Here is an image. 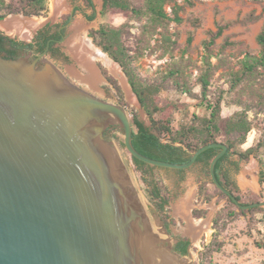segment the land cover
Here are the masks:
<instances>
[{"label":"water","instance_id":"1","mask_svg":"<svg viewBox=\"0 0 264 264\" xmlns=\"http://www.w3.org/2000/svg\"><path fill=\"white\" fill-rule=\"evenodd\" d=\"M109 126H118L131 158L156 168L188 170L220 148L212 182L240 210L264 208L240 203L219 182L215 168L227 145L207 144L186 164L148 158L132 144L126 107L80 87L50 60L0 54V264H194L174 251L165 223L142 200L104 137Z\"/></svg>","mask_w":264,"mask_h":264},{"label":"rangeland","instance_id":"2","mask_svg":"<svg viewBox=\"0 0 264 264\" xmlns=\"http://www.w3.org/2000/svg\"><path fill=\"white\" fill-rule=\"evenodd\" d=\"M66 1L70 5V10L62 13L63 15L61 14L56 20L48 21L34 32L31 39L13 36L10 31L2 28L3 20L0 21V34L19 42L30 43L38 31L44 29L48 24L55 25L63 22L67 15H71L72 11H74V21L81 19L85 22L87 36L93 42L91 33L99 30L103 25L122 28L125 46L128 47L130 55L135 57L132 67L136 69L139 78L156 82V84L160 82L162 90L157 96L160 107L164 108L168 103L175 105L176 109L173 114L175 128L189 124L194 114L201 117L210 115L204 107L200 106L202 85L199 81L205 71L204 61L209 58L213 68L208 99L215 101L220 96L223 98L222 118L224 120L220 123L221 128H225L224 121L243 112L247 114L252 123L253 129L248 134L246 142L235 144V148L237 152H244L250 148L255 150L246 162L252 159L256 168L257 173L254 181L259 192L240 190L242 201L245 203L264 202V183L260 180L261 172L264 169V66L259 65L252 72L247 71L244 67L245 58H258L261 54V46L257 42V37L264 29V0H171L165 6L170 20H166L163 25L157 24L150 18V15L135 19L129 12L120 10H111L102 15L104 0H92L93 8L89 7L88 0ZM132 1L139 9L145 6V0ZM22 2L23 0H5V7L0 5V15L8 13V7H19ZM50 5L51 1L47 0V10L40 17H28L22 13H13L8 14L5 19L17 16L48 20ZM176 13L181 20L180 23L175 21ZM93 15L94 19L91 18ZM71 25L67 27V37L70 36ZM220 30L222 33L218 37L216 35ZM190 36L193 37V40L188 43ZM168 38L170 40H167ZM95 45L97 46V44ZM61 48L68 55V59L62 60L64 72L76 84L84 85L69 74L68 68L74 67L75 62L66 52L63 44ZM100 61L97 60L96 66L98 70L100 69L101 75L104 76L101 70L103 67L109 72V75L114 76L109 68L104 66V62ZM121 71L124 72L123 68ZM169 71H176V74L173 77H168ZM241 75H243V79L233 87L236 77ZM114 77L120 82L116 76ZM127 79L131 86L128 77ZM104 82L103 80L102 83ZM178 83L191 89L193 94L182 92ZM112 86L108 83L104 84L108 100L126 107L131 120L136 116L141 122L151 127L152 122L146 111L147 119L143 118L144 116L136 107L131 106L125 100V96L121 100L116 89ZM133 93L138 101L134 90ZM98 96L105 98V93L98 92ZM224 133L223 130L222 136L219 137V140L223 142L228 139L236 141L239 137V133L230 137L225 136ZM111 139L127 165L134 184L141 193L142 200L153 206L147 197L146 186L135 171L132 158L125 149L124 136L115 132V136H111ZM234 171L238 173L240 170L234 168ZM150 176V179L160 181V184L167 189L166 196L169 197V205L166 211L169 215V226L166 228L169 232L170 243L174 245V241L180 238H186L193 242L190 253L186 256L189 262L194 264H264L263 210H249L250 212L246 215H242L239 214V208L233 207L220 196H216L211 202H206L200 197L202 178H204L200 166L186 170L183 176L184 180L182 177L180 178L177 170L171 169L157 168L151 172ZM206 189H208L209 195L214 193L212 185H208ZM190 197H192L191 201ZM187 200L190 201L188 215L177 213L176 208ZM230 212L239 215L231 219ZM190 221L196 225L206 224L208 230L195 237L188 233ZM217 224L219 225L217 226Z\"/></svg>","mask_w":264,"mask_h":264},{"label":"trees","instance_id":"3","mask_svg":"<svg viewBox=\"0 0 264 264\" xmlns=\"http://www.w3.org/2000/svg\"><path fill=\"white\" fill-rule=\"evenodd\" d=\"M171 0H145V6L143 8H137L132 0H104L102 15L111 10H120L122 12H129L135 19H141L145 15H150V18L157 24L163 25L166 20H170L165 11V6ZM5 0H0V5L5 7ZM89 7L93 8L92 0H88ZM47 10V0H23L19 7H8V13L0 15V21L4 20L8 14H24L28 17H40ZM92 19L95 18L93 15ZM72 19L71 15H67L64 21L67 25ZM91 19V20H92ZM175 21L181 22L178 13H176ZM222 30L218 32L216 36H220ZM95 44L100 47L103 52L108 54L115 62L119 63L123 68L124 73L129 78V82L138 97L139 102L143 106L144 110L150 117L152 126H147L144 122H141L136 116L132 120L133 134L132 144L134 148L142 155L155 159L158 161L173 163V164H186L190 161L191 155L201 147L210 143H223L228 146V152L223 156L216 164L215 172L221 185L229 190L237 198V200L244 204L249 205L252 203H245L242 201L240 195V189L237 183L231 178L228 171L225 170V164L231 160L234 156H239L242 160L248 161L250 156L255 152L253 148H250L244 152H237L235 144L246 142L248 134L252 131V123L248 119L245 112L236 114L231 118L224 121L225 128L222 129L220 123L223 122L222 118V101L220 96L215 101L208 99L209 86L211 85V76L213 64L209 58L204 61L205 71L199 78L202 85V103L200 106L204 107L209 112V117H201L198 114H194L189 124H183L179 128L173 126L174 122V110L175 105L168 103L165 107H160L158 104V94L161 92L162 87L160 82H151L139 78L136 69L132 67L134 56L130 55L128 47L125 46L123 36L124 30L122 28H115L112 26L103 25L99 30L94 31L90 35ZM167 38V37H164ZM167 40H170L168 38ZM193 37L188 38V43H191ZM257 42L261 46V54L258 58L247 57L244 60V67L247 71L252 72L253 69L259 65L264 66V29L257 37ZM10 45L11 48L16 50H31L33 49V43L18 42L11 40L9 37L0 34V50H5V46ZM40 48V45H38ZM101 70L107 80L114 86L118 96L121 100L124 98L122 88L118 81L109 72L101 67ZM168 77H173L176 71H169ZM243 79V75L236 77L233 87ZM181 91L185 94H193L191 89L177 84ZM224 135L230 137L235 133H239V137L236 141L228 139L223 142L219 140ZM155 132V133H154ZM116 138V137H114ZM221 152L220 148H213L199 156L195 166L201 167V172L204 175L202 178L203 183L200 189V197L206 202H211L216 196L225 198L229 204L238 208L237 205L211 180L210 165L213 159ZM132 162L135 166V171L140 175L142 182L145 184V191L150 203L154 206L159 216L165 223L166 227L169 226V215L166 208L169 205V197L166 196V187L160 184V181L150 179L151 172L157 169L146 165L135 158H132ZM237 165V164H235ZM180 178L184 180L183 176L186 170L178 171ZM260 180L264 183V169L261 172ZM208 185L214 187V193L209 195ZM261 201H254L257 203ZM254 209L250 210L253 211ZM255 210H263L264 208H256ZM247 210H240L239 214L246 215ZM237 213H229L231 219L237 217ZM219 222V219L216 221ZM219 224H217L218 226ZM191 247L190 240L186 238H180L179 242L174 246V251L181 256H187ZM204 259V255H203Z\"/></svg>","mask_w":264,"mask_h":264},{"label":"bare ground","instance_id":"4","mask_svg":"<svg viewBox=\"0 0 264 264\" xmlns=\"http://www.w3.org/2000/svg\"><path fill=\"white\" fill-rule=\"evenodd\" d=\"M50 13L49 19H30L17 16H11L2 22V28L10 31L13 36H19L22 39H31L34 32L41 28L50 20H56L62 13L70 10V5L66 0H50ZM63 15V14H62ZM22 18V19H20ZM70 37L64 42L68 54L75 62L74 67H70L69 74L77 79L82 84L86 85L89 91L98 92L99 87L103 82L101 71L96 66L97 60L104 62L110 72L116 76L122 85V90L125 96V100L133 107H136L138 102L130 88L128 79L124 72L121 71V67L116 63L108 54L103 52L102 49L97 47L94 42L87 36V25L81 19H76L70 29ZM100 61V62H101ZM105 83V82H104ZM80 84V83H79ZM191 198L189 200L191 201ZM187 200L176 208L177 213L184 216L188 215L190 201ZM185 201V200H184ZM191 217V216H190ZM192 220V219H191ZM188 233L193 234L195 237L201 232L208 230L206 224H194L190 221ZM201 223V222H200Z\"/></svg>","mask_w":264,"mask_h":264},{"label":"flooded vegetation","instance_id":"5","mask_svg":"<svg viewBox=\"0 0 264 264\" xmlns=\"http://www.w3.org/2000/svg\"><path fill=\"white\" fill-rule=\"evenodd\" d=\"M66 34H67V23L65 21L58 23V24H55V25L54 24H48L47 26H45L44 29L38 31L36 33V36L34 37V40L32 42H30V43H33L34 45H37V46H34L33 49H31V50H16V49L11 48L10 45H6L5 50H3V51L0 50V54L4 55L8 59L29 58V60H31V61L36 60L39 57H42V59L52 61L54 64H56L64 72L62 60H64L65 58L68 59V55L62 50L61 46L63 44V38L66 36ZM11 40H15V39H11ZM15 41H17V40H15ZM38 45H40V48L38 47ZM66 52H67V50H66ZM64 73L66 74V72H64ZM66 76H68V74H66ZM68 77L70 78V76H68ZM102 77H103L105 83H102L100 85V87H99L100 91H98V92H100V93H101V91L104 92L105 98H102L101 96L100 97L104 100H108V98L106 97L107 93L105 92L106 88L104 87V84L108 83L111 86H112V84L107 80V78L105 76L102 75ZM119 84H120V82H119ZM77 85H79L80 87H84L86 89L85 85H81V84H77ZM102 85H103V87H102ZM87 91H89V90H87ZM89 92L93 93L95 96H98V92H91V91H89ZM116 93H117V91H116ZM116 129H118V126L107 127L106 130L104 131L105 139L109 141L110 136H115ZM177 243H175L173 245V248Z\"/></svg>","mask_w":264,"mask_h":264},{"label":"crops","instance_id":"6","mask_svg":"<svg viewBox=\"0 0 264 264\" xmlns=\"http://www.w3.org/2000/svg\"><path fill=\"white\" fill-rule=\"evenodd\" d=\"M234 168H237L240 171L236 173ZM225 170L229 172L231 178L237 183L241 191L246 192L248 190H252L256 193L259 192L254 181L257 171L254 167L252 159L249 162H246L239 156H234L225 164ZM258 174H260V171H258Z\"/></svg>","mask_w":264,"mask_h":264}]
</instances>
